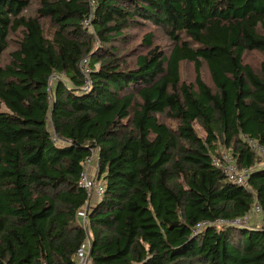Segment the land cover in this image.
Here are the masks:
<instances>
[{
    "label": "trees",
    "instance_id": "1",
    "mask_svg": "<svg viewBox=\"0 0 264 264\" xmlns=\"http://www.w3.org/2000/svg\"><path fill=\"white\" fill-rule=\"evenodd\" d=\"M248 52L264 53V0H0V264H77L87 239L93 264H264L263 226L216 225L264 213L248 142L264 147V64ZM94 154L106 190L85 228Z\"/></svg>",
    "mask_w": 264,
    "mask_h": 264
},
{
    "label": "built area",
    "instance_id": "2",
    "mask_svg": "<svg viewBox=\"0 0 264 264\" xmlns=\"http://www.w3.org/2000/svg\"><path fill=\"white\" fill-rule=\"evenodd\" d=\"M252 150L256 151L259 157L263 160L264 163V147H262L259 143L253 140H248ZM95 154L87 159L85 168L83 173L80 176L79 187L87 193L89 196V200L85 204V206L78 212V218L83 222L84 227H87V214L91 208L95 206V204L102 200L105 195L106 186L103 181H98L95 175H92L91 168L93 166ZM224 163L218 158L214 159V164L221 168V170L226 174L228 180L232 184L246 186L249 175L251 173L250 169H240L237 165L236 161L232 158V155L224 153L222 155ZM96 198L97 201L95 203L92 200ZM253 214L262 218V226L264 228V213L258 205L254 206ZM208 225V222L200 223L195 228V234L199 233V231L205 229ZM216 225L219 228H223L224 226H233L237 228H251V224L249 222V216L245 218H238L235 220H220L216 221ZM91 240L87 239L78 253L76 254V262L77 264H93L91 260Z\"/></svg>",
    "mask_w": 264,
    "mask_h": 264
},
{
    "label": "rangeland",
    "instance_id": "3",
    "mask_svg": "<svg viewBox=\"0 0 264 264\" xmlns=\"http://www.w3.org/2000/svg\"><path fill=\"white\" fill-rule=\"evenodd\" d=\"M146 30L148 32H151V31L154 32V34L156 36L155 45L160 46V48H162L165 51H169V48L171 47L172 42L164 30H161V29H159L157 27H153V26H149ZM147 31H139L136 33V35L132 36V38H133L132 39V45L134 47H136L140 44V42L143 38V35ZM16 41H17V37L14 36L12 38V50H14L16 48V44H15ZM140 51L143 52V49H140ZM244 62L247 65L251 66L255 70V72H261L262 65L264 64V53H262V52H248L245 55ZM2 63H4V58H3ZM202 72H203V79L210 85V87L213 88L207 65L204 64ZM181 77H182L183 81L193 83L195 81V77H196L195 66L191 63L182 64V66H181ZM196 129L202 137H206V133L201 127H199L197 125ZM95 169H96V158H95V160L93 162V166L91 168L92 175L95 174ZM96 201H97L96 198H94L92 200L93 203H95ZM249 222L252 226H262V224H263L262 218L253 214V213L249 215Z\"/></svg>",
    "mask_w": 264,
    "mask_h": 264
}]
</instances>
